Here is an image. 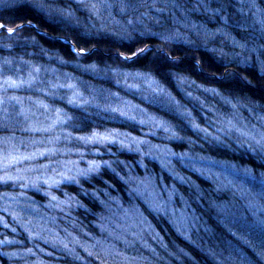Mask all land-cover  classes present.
Instances as JSON below:
<instances>
[{
  "label": "trees",
  "instance_id": "16d2710c",
  "mask_svg": "<svg viewBox=\"0 0 264 264\" xmlns=\"http://www.w3.org/2000/svg\"><path fill=\"white\" fill-rule=\"evenodd\" d=\"M0 25V175L108 162L0 181V264H264V0H0Z\"/></svg>",
  "mask_w": 264,
  "mask_h": 264
},
{
  "label": "snow or ice",
  "instance_id": "6c2138e0",
  "mask_svg": "<svg viewBox=\"0 0 264 264\" xmlns=\"http://www.w3.org/2000/svg\"><path fill=\"white\" fill-rule=\"evenodd\" d=\"M93 7H95V5H93ZM14 29L9 28L8 32L11 33L13 32ZM83 51V50H81ZM145 51V49H138L137 52L132 53L133 56L139 54V53H143ZM127 58V57H126ZM113 111H116V109H113ZM123 114V113H122ZM161 125H157V127H159ZM194 128H198V125L193 124ZM165 131H170V129L165 128ZM204 131H207L206 129ZM244 135H247V133H243ZM172 135H176L175 132L172 133ZM79 139L85 141V143H89V142H99V143H105V142H115L114 141V137H111L110 135H99L95 132L92 133L91 136L89 137H80ZM262 140H264V136H262L261 138ZM121 144L123 145V141H121ZM256 144L257 145H261V140H256ZM44 153H40V155H43ZM20 160L23 159H29V157H21L19 158ZM19 162V160H17L16 157H8L6 158L5 164H4V168L7 169L12 163H17ZM104 163L107 164V161H103V162H96V161H89L88 162V168L86 169H78L75 175L69 174L70 170L68 171H60L57 172L56 169L54 168L52 170L53 174L52 175H48L46 170L48 168V165H41L40 167L42 169H45V171L40 172L38 175L34 176V177H26L24 175H12L10 174L8 171H5L3 175H0V181L3 182H8V181H13V182H17V181H22V183H20V187L21 188H26V187H37L39 188L40 183L42 182L43 184L48 185L49 187L56 185L58 186L60 182L62 181H70V182H74V183H78V177L80 176H87L89 173L92 172H96L99 167L100 164ZM20 170H18L19 172ZM24 171L26 172H30L32 171V169H25ZM46 194L47 191H46ZM52 200H56L57 198L55 196H51ZM7 226V225H5ZM7 242L5 241H0V243H5ZM29 251H31L29 249ZM91 254V253H89Z\"/></svg>",
  "mask_w": 264,
  "mask_h": 264
},
{
  "label": "bare ground",
  "instance_id": "6f19581e",
  "mask_svg": "<svg viewBox=\"0 0 264 264\" xmlns=\"http://www.w3.org/2000/svg\"><path fill=\"white\" fill-rule=\"evenodd\" d=\"M33 26V25H32ZM205 110H203V112L201 111V116H197V118L194 120V124L195 125H198L199 127L198 128H195L196 130H199V131H203L204 133L206 134H211L213 131H215L216 129H218V127H214L215 125V122H213L211 119H209V117L205 116ZM207 130V131H204V130ZM254 136H248L247 135V140H251L253 139ZM203 142H205V140H203L202 138L198 137V139L194 142V146H196L197 144H204ZM210 143V142H208ZM206 143V144H208ZM204 144V145H206ZM205 148H208L211 152V154H214V155H221L223 152L220 151V149L222 148H219L218 150L214 149V145L212 143H210V145L208 146H204ZM260 153L263 152L264 153V144L261 145V150H259ZM256 173H257V176L254 178L255 181H264V166L263 165H260L257 170H256ZM235 248H239L238 246H235ZM206 255L209 257V258H215V255L211 254V253H206Z\"/></svg>",
  "mask_w": 264,
  "mask_h": 264
},
{
  "label": "rangeland",
  "instance_id": "374dc122",
  "mask_svg": "<svg viewBox=\"0 0 264 264\" xmlns=\"http://www.w3.org/2000/svg\"><path fill=\"white\" fill-rule=\"evenodd\" d=\"M17 163H12L10 166H9V169L16 166Z\"/></svg>",
  "mask_w": 264,
  "mask_h": 264
},
{
  "label": "water",
  "instance_id": "95a60500",
  "mask_svg": "<svg viewBox=\"0 0 264 264\" xmlns=\"http://www.w3.org/2000/svg\"><path fill=\"white\" fill-rule=\"evenodd\" d=\"M0 28L4 29V27L0 26Z\"/></svg>",
  "mask_w": 264,
  "mask_h": 264
}]
</instances>
